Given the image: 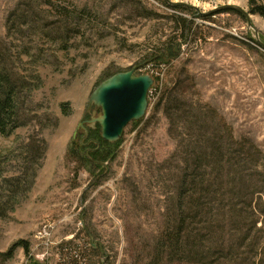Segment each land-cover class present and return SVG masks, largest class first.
Instances as JSON below:
<instances>
[{
    "label": "rangeland",
    "instance_id": "rangeland-1",
    "mask_svg": "<svg viewBox=\"0 0 264 264\" xmlns=\"http://www.w3.org/2000/svg\"><path fill=\"white\" fill-rule=\"evenodd\" d=\"M164 1L0 0V68L28 83L19 98L21 126L0 136V264H74L75 255L85 256L80 264L156 260L160 236L175 229L166 193H174L182 167L165 102L158 105L166 88L195 109L209 104L237 139L264 153V18L249 13V0H169L196 15ZM178 15L191 21L185 37ZM169 45L175 56L150 61ZM133 68L154 79L144 118L124 129L113 160L81 165L70 156L88 155L85 121L100 112L86 111L90 94ZM254 183L262 189L255 194L250 186L251 196L224 188V206L234 204L242 223L232 226L225 211L223 237L241 243L240 259L251 257L244 217L251 210L256 228L264 225V178ZM221 238L214 236L212 250Z\"/></svg>",
    "mask_w": 264,
    "mask_h": 264
},
{
    "label": "trees",
    "instance_id": "trees-1",
    "mask_svg": "<svg viewBox=\"0 0 264 264\" xmlns=\"http://www.w3.org/2000/svg\"><path fill=\"white\" fill-rule=\"evenodd\" d=\"M163 3L175 11L194 13L192 8L168 5L165 1ZM249 7L250 14L264 18V0H249ZM173 18L178 23L179 34L185 37L186 30L191 28V21L181 15ZM165 50L168 52L166 51L164 56H154L150 61H164L166 54L175 56L172 48L167 47ZM32 81L33 86L40 83L39 77H34ZM27 87L28 83H24L17 74L15 77L12 72L0 68L1 137L8 136L21 126L19 98L21 90ZM163 102L169 122L168 133L176 142L178 154H175L181 157L182 167L174 193H166V202L168 208L172 209L175 229L172 232L169 229L163 232L154 246L157 250L156 260L147 264H264V225L256 228V221L252 219L254 213L251 210L247 217H244L245 220L248 217L251 220L249 224L246 223L249 227L245 233V242L248 241V253L251 257L240 259L241 243L230 242L227 245L223 237L228 233L226 228L229 227L224 217L225 211L230 210L232 226L235 224L236 227L242 223L234 204L224 206V188L228 187L230 193L241 189L248 196L254 191L259 194L262 188L254 183V176L264 178L263 151L247 138L237 139L232 128L207 103L198 105L199 110L195 109L193 104L173 96L169 88L165 89L158 105ZM69 112L68 104L61 105L62 115L67 116ZM89 138H92L94 143H90L88 155H80L79 151H76L70 157L81 165L89 164L92 168L101 167L105 162L114 159L118 141L104 142L97 124L95 129H89ZM213 176L216 185L210 184ZM250 186L253 188L252 193L248 191ZM1 217H4L3 213H0ZM214 224L215 231L212 229ZM219 233L222 238L212 250L213 238ZM235 233L238 235L240 232ZM237 235L231 237L237 241ZM23 248L28 250L26 243ZM74 257V264L85 260L83 255L79 256L80 258L76 255Z\"/></svg>",
    "mask_w": 264,
    "mask_h": 264
},
{
    "label": "water",
    "instance_id": "water-1",
    "mask_svg": "<svg viewBox=\"0 0 264 264\" xmlns=\"http://www.w3.org/2000/svg\"><path fill=\"white\" fill-rule=\"evenodd\" d=\"M165 2L168 5H181L194 9L184 3L173 4L169 0ZM222 9L233 10L247 19L250 16L237 7L225 6ZM135 70L133 68L111 75L99 83L89 96L86 111L94 107L100 112L97 117L85 122L91 127L95 124L100 127V136L104 142L119 141L128 124L140 121L146 114L148 93L153 85V79L146 74H136ZM86 136L87 130L85 129L84 139Z\"/></svg>",
    "mask_w": 264,
    "mask_h": 264
},
{
    "label": "flooded vegetation",
    "instance_id": "flooded-vegetation-1",
    "mask_svg": "<svg viewBox=\"0 0 264 264\" xmlns=\"http://www.w3.org/2000/svg\"><path fill=\"white\" fill-rule=\"evenodd\" d=\"M173 49V51H175V47H171ZM168 52V50H166ZM88 128H87V139L86 140H89V146H90V143H94L93 139L92 138H89V129H95V126L94 127H91L89 124H87Z\"/></svg>",
    "mask_w": 264,
    "mask_h": 264
},
{
    "label": "built area",
    "instance_id": "built-area-1",
    "mask_svg": "<svg viewBox=\"0 0 264 264\" xmlns=\"http://www.w3.org/2000/svg\"><path fill=\"white\" fill-rule=\"evenodd\" d=\"M47 230L48 229H47V225H46V226L43 227L42 231L39 233V236L44 235V236H42V238L48 237L49 234H48V231Z\"/></svg>",
    "mask_w": 264,
    "mask_h": 264
}]
</instances>
